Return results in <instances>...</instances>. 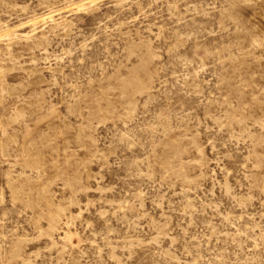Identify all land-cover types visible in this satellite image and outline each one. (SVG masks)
<instances>
[{
    "label": "rangeland",
    "instance_id": "obj_1",
    "mask_svg": "<svg viewBox=\"0 0 264 264\" xmlns=\"http://www.w3.org/2000/svg\"><path fill=\"white\" fill-rule=\"evenodd\" d=\"M0 264H264V0H0Z\"/></svg>",
    "mask_w": 264,
    "mask_h": 264
}]
</instances>
